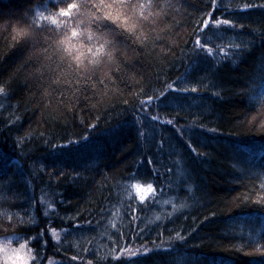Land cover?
Instances as JSON below:
<instances>
[{"label": "trees", "instance_id": "1", "mask_svg": "<svg viewBox=\"0 0 264 264\" xmlns=\"http://www.w3.org/2000/svg\"><path fill=\"white\" fill-rule=\"evenodd\" d=\"M161 2L159 11L170 19L142 55L139 47L126 51L135 70L126 68L103 87L95 81L65 86L67 70L51 49V62L24 66V47L9 52L0 34V56L7 54L0 78L14 77L9 98L0 101V241L27 242L34 259L33 238L43 233L42 264H69L72 257L71 264H98L115 247L109 245L114 233L134 220L131 227L145 229L150 247L160 243L157 233L165 243L148 256L121 254L115 264H264V205L255 195L242 198L264 184V130L245 123V113L264 112V39L257 35L264 8L241 10L264 0H217L221 11L207 8L210 0ZM57 3L0 0V16L29 8V19L49 15ZM207 11L246 25L207 31L201 42L212 56L193 52ZM242 41H251L243 52L233 47ZM178 77L181 84L203 77V88L166 93L149 109L159 121H145L136 111L141 93L158 96L157 79ZM23 127L31 133L25 144L16 137ZM148 185L152 190L141 200L137 187ZM176 232L185 239L175 240ZM0 264H6L1 256Z\"/></svg>", "mask_w": 264, "mask_h": 264}, {"label": "snow or ice", "instance_id": "2", "mask_svg": "<svg viewBox=\"0 0 264 264\" xmlns=\"http://www.w3.org/2000/svg\"><path fill=\"white\" fill-rule=\"evenodd\" d=\"M164 7L165 5L161 0H58V3L53 5L54 10L49 15H33L29 19V13L32 12V9L29 8L27 13L0 16V34L5 37L9 52L18 46L24 47L25 55L22 58L24 66L27 64H41L43 66L45 58L51 62L53 60V57H49V50L51 49L54 57L60 60V68L67 70V75L61 81L65 86L71 84L78 87L83 82L87 88L90 82L95 81L103 87L105 81L110 82L114 77L119 79L125 75L126 68L135 70L125 53L129 49L139 47L141 55L143 54L144 48L150 45L159 25L170 19L168 13L159 11ZM167 7L171 8L172 6L169 4ZM255 7L264 8V3L259 5L244 3L241 10ZM207 8H216L217 11H221V7L217 6V0H210ZM227 12L228 9L224 6L222 14ZM214 26H219V29H224L226 26L236 29L246 27L243 23L234 22V19H220L216 18L212 11L205 12L196 26L194 54L199 50L207 52L210 56L213 55V48L207 42L202 43L201 38L207 35V31L214 29ZM202 29L206 31H202ZM257 35L260 39H264V29ZM249 43L251 41H242L233 47L243 52ZM216 51L223 53L224 48L218 47ZM5 56L7 54L0 56V61ZM214 61L219 63L218 60ZM136 62L139 63V61ZM180 78L178 77L174 83L157 79V83L160 85L158 96L149 95L147 92L141 93L145 99L139 103L136 111L145 121L151 120L154 123L159 121L158 116H151L149 109L156 107L153 102L158 101L166 93L176 91L198 93L203 88V77L196 82L186 81L183 84L179 83ZM13 79L14 77L11 75L6 79L0 78V101L9 98ZM36 79L38 81L39 78ZM215 94L220 95V93ZM3 107L4 105L0 104V108ZM9 122L11 125L19 124L18 120H13L11 117H9ZM166 123L172 125L173 121L168 120ZM245 123L253 127L259 126L264 130V112H256L255 115L253 112L245 113ZM89 127H94V125L90 124ZM198 127L210 132L220 131L218 128H207L203 123ZM177 131L182 136L187 135L185 131ZM16 137L17 142L25 144L30 140L31 133L25 131L23 127L21 131L16 133ZM165 142L167 143V141ZM189 144L191 145V141ZM192 148L196 154L204 155V153L197 152L195 147ZM151 188L152 185H148V189ZM253 195L257 197L259 204L264 205V184H261L259 192H252L242 198L250 201ZM140 199H145L143 193H141ZM11 219L9 217V220ZM133 222L134 220H130V226L126 231L117 230L114 233L115 239L110 240L109 245H115V247H110L109 255L98 261V264H115V262L123 259L121 254L131 257L129 260L148 256L153 250L162 247L165 243L164 240L160 239L162 233H157V239L160 240V243L151 241L152 246L150 247V242L142 239L145 229L139 228L138 225L131 227ZM53 231L55 230L53 229ZM172 239L171 236L168 238L169 241ZM184 239L185 237L180 232L175 233V240L183 241ZM41 240H43V233H38L33 238V242L37 244V249L32 264H42L43 262ZM137 241L142 242L139 247L132 249L130 245ZM44 243L46 244L47 241ZM20 247L24 248L25 245L22 244ZM84 251H88V249H84ZM112 254H115V258ZM89 255H95V252H89ZM17 257H19V253L14 254L11 258L12 264H28L24 258ZM76 259L77 257H72L69 264Z\"/></svg>", "mask_w": 264, "mask_h": 264}, {"label": "rangeland", "instance_id": "3", "mask_svg": "<svg viewBox=\"0 0 264 264\" xmlns=\"http://www.w3.org/2000/svg\"><path fill=\"white\" fill-rule=\"evenodd\" d=\"M152 189H148V186H138L137 192L141 195L147 196ZM25 245L24 248H21L20 245ZM19 253V257L17 258H24L28 261V264H32V251L29 250V246L27 242L17 240L16 238H7L0 241V256L2 257L4 263L12 264V257L14 254ZM48 264H56L55 261H51Z\"/></svg>", "mask_w": 264, "mask_h": 264}]
</instances>
